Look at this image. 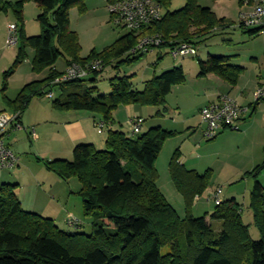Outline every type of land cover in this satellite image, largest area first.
<instances>
[{
  "label": "trees",
  "instance_id": "obj_1",
  "mask_svg": "<svg viewBox=\"0 0 264 264\" xmlns=\"http://www.w3.org/2000/svg\"><path fill=\"white\" fill-rule=\"evenodd\" d=\"M86 1L0 0V13L12 12L19 37L15 62L4 73L2 90H6L7 78L26 60L28 48L35 52L32 71L48 70L46 79L26 84L15 100L3 95L7 108L21 115L34 98L54 94L53 90L58 89V96L52 100L55 110L89 112L105 125L112 122L113 113L121 106L166 110L173 87L186 83L182 67L147 80L141 91L133 89L131 77L117 76L109 80L110 93L98 95V88L89 84H95L104 70L86 79L53 84L62 75L55 65L60 57L67 67L73 64L84 67L101 60L105 67L119 70L122 64L136 62L147 54H128L141 37L161 35L163 43L157 49H168L170 53L179 43L197 45L196 40L228 22L217 18L210 8L202 7L201 0H186L182 9L173 12L169 11L172 0H155L164 11L159 21L139 32H129L101 52L93 50L83 58L79 36L70 27V11L76 8L84 14ZM116 1L119 0H108V4ZM27 2L36 4L40 12L37 16L40 32L36 36L25 33L23 8ZM242 31L250 37L259 35L256 30ZM230 62V57L212 55L205 61L198 60V78L214 74L235 86L244 68ZM176 134L160 127L135 136L109 131L104 150L99 151L92 144H79L71 161L47 163V169L60 178L75 177L80 182L83 215L92 220V232L88 235L65 232L52 219L26 212L16 195L18 185H1L0 264H264V188L258 181L264 172V160L246 174L254 181L249 210L260 235L255 241L235 199L215 205L210 215L193 216L195 200L210 186L211 171L200 174L188 170L180 162L179 150L173 153L168 168L171 181L184 201L183 216L167 201L157 186L156 161L166 141ZM214 223L219 224V230Z\"/></svg>",
  "mask_w": 264,
  "mask_h": 264
},
{
  "label": "crops",
  "instance_id": "obj_2",
  "mask_svg": "<svg viewBox=\"0 0 264 264\" xmlns=\"http://www.w3.org/2000/svg\"><path fill=\"white\" fill-rule=\"evenodd\" d=\"M7 2H17L19 0H5ZM205 3L199 4L202 7L210 8L214 14L219 19H225L228 21L224 27L215 29L211 34L214 35L218 32H222L226 29H236V22H239V19L242 14L248 12V8L242 6L238 0H217V1H204ZM95 3L101 8L103 14H109L110 18L112 19L109 10H108V0H95ZM36 6V4H34ZM30 5L25 6L24 11V19H25V33L27 36H36L39 34L37 32L36 26H31L30 23V16L28 13H33V18L39 15V9L34 7H29ZM29 7V9H28ZM87 11L91 12V3L89 0L86 1ZM29 10V11H28ZM72 15V11H71ZM1 16V15H0ZM12 18L14 15L10 12L5 13L3 17H0V69L5 65L2 63H11V61L16 58L17 55V46L6 48V38H7V27L10 24H16V21L13 22ZM15 19V18H14ZM29 19V20H28ZM113 22V21H112ZM100 25H105V20L100 22ZM73 29V28H72ZM39 30V27H38ZM76 33L78 29H73ZM262 35V34H259ZM258 35V36H259ZM80 36V35H79ZM231 38V37H229ZM225 43V48H231L234 46L232 38L227 40L224 38L222 40ZM16 48V49H15ZM223 54V56L230 57L231 62L230 64L233 66H241L238 61L240 59V51H236V49L228 50ZM6 52V53H5ZM27 58L23 62L24 64L32 67V60L35 56L34 51H26ZM30 52V53H29ZM211 55L209 52L206 58H202L201 55L199 56L198 49L197 55L195 57H199L198 59L205 61L207 60L208 56ZM160 54H156V62L160 58ZM195 57H188V58H195ZM85 58V56H83ZM171 58V57H170ZM186 59V58H182ZM256 60L255 58H252ZM173 60V59H172ZM165 60L160 62V65H166V70H171L174 67H182L186 75V83L183 86H177L175 88H185L182 91V96H180L179 102L172 104L171 99L167 97V104L170 108H173L171 112L173 115H177V120L175 121V117L170 115L173 119L172 124H187L189 120L184 117L182 112L184 111V107H190L192 104L193 112H196L198 118L201 120L203 127L205 124L202 120L200 115V110L209 103L217 101L221 96H229L236 100L239 105L248 109L247 113L243 116V118L239 122V131H223L219 135H222L218 139V143L220 144L218 151L215 152V155L218 156V159H224L223 165H229L228 161L231 158L232 164L231 165H252L250 170L243 169L244 172L251 171L256 166L261 165L264 160V103H255L254 101V94L261 83L264 80V69L263 68H256L255 65L248 66H241L244 68V72L241 74L238 83L235 86H231L221 80L214 74L207 75L206 77L198 78V62L195 69H189L187 72L185 68L184 61L173 60L170 63H165ZM252 66V67H251ZM156 67H158L156 65ZM67 68V65L64 63L63 68L58 67V63L55 65V69L63 73ZM162 70V71H166ZM157 72V69L155 70ZM24 74V73H23ZM48 77V70H44L40 74L31 73V75L21 76L19 80H21V86L19 89H22L26 84H29L34 81H42ZM26 79V80H24ZM28 81V82H26ZM144 81L142 84L144 86ZM12 83V82H11ZM173 88V89H175ZM178 90V89H177ZM21 91V90H20ZM199 93V94H198ZM19 94V93H18ZM17 94V95H18ZM9 94L7 99L13 101L15 98H12ZM48 100H53L56 96L53 94L52 98H49L45 95ZM186 96H190L193 101H187ZM36 100L37 102L44 101V98H34L33 101ZM46 100V99H45ZM51 105H44L43 108L36 107L34 110L36 113L33 115V118L29 115H26V112L21 113L20 115V122L23 126H26L31 129L34 128L37 139H33L30 136L29 130L23 131H16L12 130L11 128L8 130L7 133V143L12 149V151L18 156V163L15 167L7 170H3L0 172V186L3 184H17L18 188L16 190L17 198L19 199L23 210L26 212H31L34 214H38L40 216L46 215L43 209L38 208L36 205V201L42 195L36 189L39 182L42 181V177L44 174V169L41 166L44 165H37L32 169L31 165H28L31 161L29 157L22 156V153L25 151V137L29 139L31 142V150L30 154L36 157V160L40 163L47 164L48 162H52L54 160H69L71 161L73 158V150L79 144H92L94 147L101 151L105 149V142L107 139V134L109 131H120L127 135L130 133L128 121L134 117H141L145 120L143 128H147L146 131L149 129L160 127L164 130L169 132L178 133L180 130L177 127L168 126V124H161L155 119L152 118L151 121H148L147 118L163 117L164 114L160 109L154 111L152 108H145L141 106H121L113 113V120L110 124L105 125L103 128L102 133H98L95 129V123L100 120L96 115L85 112V111H70V112H61L55 110ZM163 110V108H162ZM167 110V109H166ZM163 110V111H166ZM0 112H8L13 113L12 110L7 108L5 104H3L0 100ZM44 114V115H42ZM188 115V114H187ZM173 116V117H172ZM183 116V117H182ZM166 119H163V121ZM149 122V123H148ZM151 122V123H150ZM126 129V132L122 130ZM143 130V129H142ZM204 131V128L202 129ZM199 131L193 132L189 135L190 142L196 143L198 142L199 138ZM203 133V132H202ZM104 135V136H103ZM29 148V149H30ZM177 150L180 151L183 158L180 159V162L183 165L190 163V159L188 156H185L184 152H181L180 147H177ZM28 159V160H27ZM222 164V161L220 162ZM206 165H213L210 158H208ZM40 166V167H39ZM186 167V166H185ZM187 168V167H186ZM33 170V171H32ZM194 170V169H193ZM32 171V172H31ZM47 175L46 180L52 182L50 180V173L46 169ZM243 172V173H244ZM242 173V174H243ZM241 174V175H242ZM239 176L240 178L242 176ZM239 180L234 178L232 182L234 183ZM244 180V179H243ZM253 180V179H252ZM240 181V180H239ZM259 183L264 188V172L258 179ZM245 182V181H244ZM53 183V182H52ZM56 184L54 180L53 185ZM246 186L242 191L236 190L235 185L233 187L228 188L226 192L222 193L221 199L222 201L235 199L238 203L240 198H246V194L253 188L254 181L250 183V181L245 182ZM56 186V185H55ZM251 187V188H250ZM221 188V187H218ZM216 188V189H218ZM216 189L209 188L208 191L211 193ZM222 190V188H221ZM177 192V191H176ZM203 200V201H202ZM204 202L202 196L197 198L194 203L193 209L196 211L200 208L201 204ZM210 203V201H206ZM34 203V204H33ZM206 203V204H207ZM243 210H242V218H243ZM44 217V216H43ZM207 221L209 218L207 217ZM82 225V222H80ZM251 222L246 223V225L250 226ZM80 225V227H81Z\"/></svg>",
  "mask_w": 264,
  "mask_h": 264
},
{
  "label": "rangeland",
  "instance_id": "obj_3",
  "mask_svg": "<svg viewBox=\"0 0 264 264\" xmlns=\"http://www.w3.org/2000/svg\"><path fill=\"white\" fill-rule=\"evenodd\" d=\"M89 1L91 3V8H92L91 12L86 11L84 14H80L76 8H73L71 9L72 11V15H71V11H70L71 30L78 29L79 33L77 34L78 36L80 35L79 42L82 48L81 57L83 56L87 57L90 54V52H92L93 50L96 52H101L106 47L112 45L118 38L130 32L124 27H119L115 25L114 22H112V19L110 18L108 12L107 14L105 13V15H102L103 12L101 8L97 5V3H95V0H89ZM204 1H208V0H201L200 3L201 4L205 3ZM185 4H186V0H172L171 5L169 7V11L173 12L180 10L185 6ZM26 5H30L29 7H32V9L36 7L33 2L25 3L23 8V15ZM202 6L204 5L202 4ZM0 15H1L0 17H3L5 13H0ZM28 15L30 16L29 17L30 18L29 24H31L30 27L36 26L37 32H40V27L37 22V16H35L34 19H31L33 18L32 17L33 13H28ZM102 20L103 21L105 20V25L101 26L100 22H102ZM12 21L15 22L16 19L12 18ZM236 23H238V21ZM229 37L232 38L234 46H232L231 48H225L224 46L225 43L222 40L224 38H227V40L231 39ZM196 42H197L196 46L198 49L199 56L201 55V57L204 59L206 58L208 52L212 56H223V54L229 52L228 50L236 49V51H240L241 54L240 59L238 61V63L241 66L249 67L250 65H255L256 68L264 69V34L256 37H250L248 34H246L244 31L238 28L234 30L226 29L214 35L210 34L208 36L200 38L196 40ZM27 50L34 51L32 48H28ZM1 54L2 52H0V55ZM156 54L161 55L162 58L160 62L165 60L164 64L173 61L172 58H170L168 49H156L153 52L145 54L143 58H141L136 62L122 64L119 70H115L112 66H106V67L104 66L103 69L104 71L100 75H98L97 82L95 84H89V85L98 88V95H108L110 93L109 80L111 78L117 76L118 77L129 76L131 77L130 81L131 84L133 85V89L141 91L143 90L142 83L144 81L150 80L154 76H159L160 74L165 72L162 70H166L165 69L166 65H164L163 67V65H160V62L156 64V60H155ZM122 58L124 59V56ZM198 58L199 57L186 58V59L180 58L178 59V61L179 60L184 61L185 68L187 69L186 71L189 72L188 71L189 69L196 68L197 62L198 60H200ZM252 58H255L256 60H253ZM14 62H15V58L11 61L10 64L2 63V65L6 66V69H4V67L0 69V100L2 103H3V95L6 97L9 94H11L10 96L12 98L18 96L17 94L21 90L19 89V87L21 86L20 84L22 82L21 80H19L21 76H24V74L31 75V73H35L32 71V67L30 68V66L24 63L20 64L15 69L14 73L7 78L6 80L7 87L6 90L3 91L2 89L4 84V73L7 71L9 72V70L14 65ZM57 63L59 68L64 67L65 62L62 57L59 58ZM156 65L158 67H156ZM156 69L157 72H155ZM35 74H40V73H35ZM183 89L185 88L172 89V92L170 93V97H168V99H171L172 104L179 102L180 100L179 98L180 96H182V91H184ZM53 92L56 95L55 96L56 98L59 93L58 89H54ZM41 98H44L43 102L41 101L37 102L36 100L34 101L32 100L29 103L28 107L24 111L26 112V115H29L30 117L33 118V115L36 113V111L34 110L36 107L43 108L44 105L45 106L51 105L50 101L52 103V99H50L49 101L46 96H43ZM186 100L194 102V100H192L190 96H186ZM192 104L188 108L184 107L183 109L184 111L182 112V114L186 115L187 117L184 118L186 119L188 118L187 120L189 121L187 124L184 123L181 125L172 124L175 123V121L177 120V115H173L171 113L173 111V108H170L167 103H166V109H167L166 111L162 110L163 107H145V108H152L154 109V111L160 109V111H162L164 114L163 117H159L161 115L154 117L155 116L154 115L151 118H147L148 121H151L153 118L161 124L167 123L168 126L177 127L180 130L174 137L167 140L166 143L164 144L163 149L160 152L158 159L156 161V169L159 173V179L157 181L158 188L166 197L167 201L175 208V210L181 216H183L184 214V209H185L184 201L182 196L178 194V192H176V189L171 181L169 175V168H168L170 159L173 153L177 150V147H180L181 152H184L185 156L191 158L190 163H187L185 165L188 170L194 169L196 172L200 174L205 173L207 170L211 171V180L209 184L210 185L209 188L211 189L212 188L216 189L218 187H221L223 193L226 192L228 188H231L233 187V185H235L234 187L236 190L242 191V189H244L246 186L245 182L247 181H250V183L253 182L252 178L246 175L247 173L251 172L253 169L248 172L243 171V169L250 170L252 168L251 167L252 165H231L232 164L231 158L228 161L229 165H223V162H225L224 159L223 160L221 158L218 159V156L215 155V152L218 151L219 149L220 144L217 141L219 137L222 135H218L214 140H207L206 138H204L202 129L203 128L205 129V127H203L201 120L198 118L196 112L191 111L193 110ZM170 115H173L175 117L174 122H172L173 119L170 117ZM163 119L166 120L163 121ZM126 129L127 128L125 129L122 128V130L125 132ZM146 130L147 128H143L141 134L146 133L147 132ZM199 130L200 132L198 134L199 135L198 142L191 143L189 135ZM30 143L31 142L29 141V139L25 137L26 149L22 153V156L29 157V160L28 159L27 160L31 162L28 165H31L32 169H35L34 167L37 165H44L41 166L44 169L42 181L39 182V185H37L36 187V189H38L37 191L44 195H42V197H40L38 201H36V204L34 203L33 204L36 205L38 208L43 209L44 212H47L45 213L46 215L43 216L52 219L61 230L71 233H84L87 235L90 234L92 232V226H91L92 220L91 218L84 217L83 215L82 199L79 196V192L81 190L80 182L75 177H71L68 180H64L59 176H57L55 173L49 171L47 169V164L38 162L36 160V157L30 154L29 151L31 150ZM181 158H183L182 155ZM208 158H210V161H212L213 165H206ZM221 161L222 164L220 163ZM46 169L49 171L51 175L49 177L50 180L53 183L55 180L56 184L53 185L52 182L50 183V181L46 180L45 177L47 175ZM240 175L242 176L241 178L239 177ZM234 178L236 179L239 178L240 181L235 180V182L233 183L232 180H234ZM208 189L202 195V199H204V202L201 204L200 208L196 211L193 209V216L195 218H200L204 216L206 213L210 215V213H212L215 208L213 202L210 203L206 202L208 201L207 199L210 195ZM252 189L248 191V194H246L245 196L246 198H244V201L242 198H240L239 204L241 205L242 210L244 212L243 222L245 224L251 222L249 228L250 235L251 238L256 241L260 239V235L257 228L253 225L252 214L249 210L250 194ZM69 217H74L75 219H78L80 222H82L81 227L80 228L68 227L66 221ZM214 228L216 230H219V224L214 223Z\"/></svg>",
  "mask_w": 264,
  "mask_h": 264
},
{
  "label": "built area",
  "instance_id": "obj_4",
  "mask_svg": "<svg viewBox=\"0 0 264 264\" xmlns=\"http://www.w3.org/2000/svg\"><path fill=\"white\" fill-rule=\"evenodd\" d=\"M241 5L247 7L248 12L241 15L236 28L240 30H256L259 34H264V0H240ZM112 21L119 27H124L130 32H139L145 27L159 21L163 15V10L155 0H119L108 5ZM19 41L18 27L16 24H10L7 27V38L5 47L11 48L17 46ZM163 39L161 35H148L141 37L136 46L130 49L128 54L136 56L143 53H150L161 46ZM170 57L173 60L180 58L195 57L197 55V46L183 42L179 43L170 50ZM104 69L101 60H95L86 66L77 64L70 65L56 78L52 83L60 84L73 80H82L88 78L94 72H101ZM49 98L53 93H48ZM255 103H264V80L258 85L254 94ZM248 109L239 105V103L229 96H221L217 101L204 106L200 110V115L205 124L203 131L204 138L214 140L223 131H239V122L247 113ZM145 120L141 117H134L128 121L130 136L142 133ZM105 123L98 120L95 123V129L100 134L103 132ZM16 131L29 130L30 136L37 139L34 128L26 129L20 122L19 112H0V172L11 169L18 163V156L12 151L7 143V133L9 129ZM221 188L211 192L208 201L214 205L222 202ZM68 227L77 228L80 224L78 219L69 217L66 221Z\"/></svg>",
  "mask_w": 264,
  "mask_h": 264
}]
</instances>
